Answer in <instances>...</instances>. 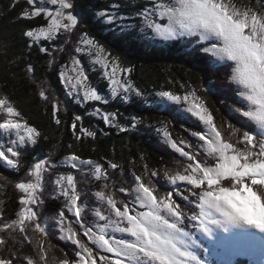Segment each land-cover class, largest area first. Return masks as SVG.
<instances>
[{"label": "snow or ice", "instance_id": "snow-or-ice-1", "mask_svg": "<svg viewBox=\"0 0 264 264\" xmlns=\"http://www.w3.org/2000/svg\"><path fill=\"white\" fill-rule=\"evenodd\" d=\"M47 3L56 6L55 10L46 7L45 0H28L32 8L22 10L17 17H47L46 27L29 28L23 33L32 41L29 47L38 44L41 39L49 42L56 40L59 38L58 34L63 32L66 34L65 44L75 41L76 54L94 58V62L104 69L103 76L108 80L113 97L120 96L126 102L133 93L137 97L143 96L144 93L136 87L130 76L127 79H117L119 65L113 63L107 49L87 33H80L77 28L78 19L81 17L77 11L80 5L75 3V0H47ZM260 6L264 7V0ZM99 15L107 17L106 22L120 30L127 29L135 38L131 25L117 24V21L124 20V16L118 12H102ZM134 16L142 20L151 33L163 41L198 37V41L194 43L206 45L202 47V51L211 54L210 57H202L205 63L198 66L205 72L210 64L230 69L228 79L235 86L234 90L238 92L240 101L239 106L230 108L229 111L246 119L241 127L230 125L231 134L224 136L195 89L183 97L172 91H156V97L181 106L188 105L186 112L170 107L175 118L192 120V117H196L203 123L201 131L191 133L192 137H198L203 144L199 141L189 144L183 139L176 141L170 137L167 130L163 131L164 143L169 144L189 161L183 173L172 174L165 170L164 175L171 185L178 189L182 187L178 181L192 186L183 187V200L195 202L199 209L198 214L188 215L183 212L181 205L171 201V192L161 195L151 179L145 180L144 176L135 173L132 174V186L118 190L124 194L123 199L117 201L115 193L106 191L105 183L101 190L94 193L97 206L89 209L85 199H82L86 193L78 192L74 175L60 174L54 181L56 188L53 191L63 195L66 200L54 227L58 228L61 234L67 227L68 235H61L60 238L70 240L77 246L71 259L65 258L62 264H204L195 250L198 247L195 240L180 226L185 219L192 222L193 228L207 235L213 234L214 229H220L225 233H232L235 237L253 239L251 233L241 231L245 227L264 233V13L258 14L247 6L233 3L232 0H153L150 7L142 9ZM0 44L7 48V42L0 41ZM39 51L52 56L49 61L51 66L56 60L54 52L64 51V48L54 47L49 50L41 46ZM110 63L113 66L109 71ZM71 64L74 75L65 77L67 65H62L59 72L67 87L66 97L74 93L75 97L79 98L82 92L83 101L107 103L105 97L92 86L81 60L72 56ZM29 70H32L31 65ZM119 70L127 73L132 71L130 68ZM205 87L213 95L219 94L220 90L214 84ZM40 95L48 99L44 92ZM59 103V100L53 103L54 117ZM0 113L4 114L0 130L9 137H14L9 140L11 146L0 144V158L7 165L15 167L18 161L10 159L8 154L13 158L18 157L20 149L29 144L35 145L41 133L36 127L23 121L22 114L6 96L0 97ZM187 113H191V116ZM94 114L100 116L103 123L110 128L122 132L128 130L126 125H122L117 112L104 111L101 114V110L96 108ZM126 119L130 121L132 128L142 123L136 116ZM78 121H81V116L74 115L71 123L74 133ZM55 123L59 125L61 120L56 117ZM192 123L200 127L197 121L193 120ZM80 131L84 133L85 129L81 127ZM240 132L242 137H237V142L233 143L231 137ZM96 134V131H87L90 137L95 138ZM185 147L203 149L215 163H191L196 159L195 151L190 153L185 151ZM62 163L76 170L87 165L90 174L97 180L109 179L107 169L91 159L84 160L78 155H71L65 156ZM55 167L50 160H40L34 163L28 172L32 179L16 184L19 191L25 194L21 200L22 210L18 213L19 219L4 224L5 229L14 230L19 226L20 232L25 234L29 228H34L46 236L55 235L53 230L46 226L47 220L41 221L42 213L35 210L43 203L42 194L38 189L45 187L44 173ZM109 167L116 169L117 164L109 162ZM145 172L153 178L158 175L155 171L147 172V166ZM163 187L167 188V185ZM190 197L194 199L190 201ZM137 206L147 210L137 211ZM65 210L74 217L72 224L77 226L76 229L64 224L67 219ZM89 210L94 213V220L89 218ZM168 217L172 218L171 221ZM109 229L112 233L128 234L133 239H116L109 233ZM80 233L88 237L92 247L77 238ZM7 245L8 241L0 239V246ZM40 260L47 264L43 254ZM0 264H24V261L0 258ZM28 264H32V261L29 260Z\"/></svg>", "mask_w": 264, "mask_h": 264}, {"label": "trees", "instance_id": "trees-1", "mask_svg": "<svg viewBox=\"0 0 264 264\" xmlns=\"http://www.w3.org/2000/svg\"><path fill=\"white\" fill-rule=\"evenodd\" d=\"M232 2L239 6H247L258 14L264 13V7L260 6L262 0H232ZM75 3L80 5L77 9L81 14L78 19L81 20L78 27L80 33H87L105 47L113 63L119 65L118 68H130L131 73H125L144 94L137 97L133 93L126 102L120 96L109 99V83L103 76V70L94 67L88 56L81 55L91 84L108 96L110 102L101 105L104 111L117 112L122 125H126L128 130L122 132L116 128H110L93 114L94 103L81 104L75 102L73 98L66 97L67 90L59 72L62 65L69 64L71 57L76 53L72 49L69 51L73 55L67 50L56 51L54 52L55 63L50 66L49 61L52 56L39 51L43 44L49 50L54 47L59 48L65 41L66 34L58 35L59 38L53 46H50L49 41H44L42 44L38 43L29 47L32 41L23 33L29 28L47 26V18L43 15L33 18H17L22 10L32 8L28 0H0V41L7 42V48L0 44V97H8L9 102L22 114L23 121L36 127L41 133L35 145L29 144L22 147L20 155L12 158L18 161L15 167L6 165L5 161L0 159V239L8 241L7 247L0 246V258L23 260L24 264H28L29 260L32 264H44V261L40 260L41 254L44 255L47 264H62L65 258L71 259L73 250L77 247L72 241L61 239V233L56 229H53L55 235L46 236L34 229H32L34 234L30 232V229L27 234L22 233L19 226L14 230L4 228L5 223L19 219L18 213L22 210L23 193L19 191L16 184L29 176L28 172L34 163L46 159H53L60 163L65 156L78 155L81 159H91L102 164L107 169L109 177L107 181L88 176L91 178L90 181L81 182V192L86 193L82 199L86 200L89 209L97 206L94 193L101 190L105 183L108 193H115L117 201L123 199L124 194L119 193L118 190L132 186V174L135 173L144 176L145 180L151 179L161 195L171 192V201L181 205L183 212L189 215L198 214L195 202L190 203L183 200V187L190 188L191 186L184 185L186 182L178 181V184L182 186L178 189L171 185L164 175L165 170L172 174L183 173L189 161L172 149L169 144L164 143L163 131L167 130L173 140L183 139L189 144H196L199 138L192 137L191 133L201 131L203 123L199 122L198 118H192V120L175 118L170 107L184 111L181 107L185 105L181 106L174 102L166 104V99L156 97L155 92L172 91L183 97L195 89L224 136L231 134L230 125L241 127L246 119L240 114H233L229 111L230 108L239 106L240 101L238 92L234 90L235 86L228 79L230 69L210 64L206 72L201 71L198 65L205 63L202 57L211 56L202 51L203 46L192 47L184 39L175 41L158 39L145 23L134 16L135 13L151 6V2L146 0H75ZM112 5H117V7L113 8ZM117 10L127 17V22L134 29L135 38L129 34L127 29L122 31L118 27L114 28V25L106 23L99 15L102 12ZM110 28L112 30H109ZM66 48L68 49L67 46ZM29 65L32 66V70H29ZM48 75L53 79L55 94L53 99L44 100L40 95L42 88L39 81L45 80ZM212 84L220 90L218 95L208 92L205 87V85L210 87ZM54 99L63 103L56 113V117L61 120L59 125L55 123L56 117L52 115ZM65 105H67L66 111ZM74 115L81 116L75 133L71 128ZM131 116H136L142 123L132 128L130 121L126 119ZM3 118L4 114L0 113V122H3ZM193 120L197 121L200 127H196L192 123ZM81 127L85 129L84 133H81ZM87 131H96L95 138L88 136ZM237 137H242V132L232 136L231 141L236 143ZM10 139L14 137H9L7 133L0 130V144L9 147L11 146ZM199 143L203 144V141ZM185 151H190V153L195 151L196 159L191 161L193 164L202 163L206 158H208L207 161L211 160L203 149L185 147ZM109 162L116 163L117 168L111 169ZM145 166H147V172L155 171L158 175L154 178L147 175ZM165 185L167 188L163 187ZM189 199L191 201L194 198ZM63 206V199L59 197L47 200L45 209L54 215V213L58 214ZM136 210L146 211L147 209L137 206ZM67 215L70 218L68 213ZM88 216L90 219H95L94 213L90 210ZM70 221V226L76 229L77 226L72 224L71 218ZM180 226L185 228L195 240L198 245L195 250L202 260L206 258L208 248L219 250L216 245L201 236V231L193 228L192 222L185 219ZM77 238L92 247L91 241L87 237L84 238L82 233ZM209 264H217V261L213 258ZM233 264L253 263L250 258L240 255L233 260Z\"/></svg>", "mask_w": 264, "mask_h": 264}, {"label": "rangeland", "instance_id": "rangeland-1", "mask_svg": "<svg viewBox=\"0 0 264 264\" xmlns=\"http://www.w3.org/2000/svg\"><path fill=\"white\" fill-rule=\"evenodd\" d=\"M146 1H149V2L153 3V0H146ZM161 2H163V0H161ZM45 6L48 7V8H50L53 11L55 10V7H56V6H52L49 3H47V0H45ZM116 12H118L120 15L124 16L118 10ZM126 18L127 17L124 16V20L123 21H117V24L129 25L130 23L127 22ZM103 19L106 22L107 17H103ZM80 22H81V20L80 21L78 20L77 28L80 26L79 25ZM141 22H142V20H141ZM113 27L114 28H117L116 26H113ZM62 33L63 32L59 33L58 35H60ZM78 38H79V34L77 35V39ZM157 38L160 39L159 37H157ZM177 39H184L188 44H191L192 47H195V46L200 45V44H195L194 43L195 41H198V37L177 38ZM44 41H46V40L41 39L39 41V43L42 44V42H44ZM55 41L56 40L51 41L50 42L51 43L50 46H53V44L55 43ZM63 45H65V47ZM42 46L45 47V48H48L45 44H43ZM66 46L68 47V49L66 48ZM74 46H75V41H71L68 44H65L63 42L59 47H63L64 50H67L69 53L72 54V52H70L69 50L72 49L74 51ZM201 46H206V45H201ZM59 52H63V51H59ZM81 55L82 54H76L74 56H76L78 59L81 60V65L83 66L84 71L86 73V70H85V67H84V62L82 61ZM86 57H87V55H86ZM89 58L91 59V63H92V65L94 67H96L98 69H102L103 72H104V69L99 64H96L94 62V58H92V57H89ZM65 65H67V68L65 69V77L74 75V72L72 71V64H71V62L69 64H65ZM112 66H113V64L110 63L109 64V71L111 70ZM120 78L127 79L128 78V75L125 72H121L119 70V68H118V70H117V79H120ZM105 79L107 80L106 77H105ZM52 82H53V79H51L50 75H48L47 78H45V80L39 81V83L41 85V88H42V92L45 93V96H47L48 99L49 98H52L53 99L54 98L53 95L55 94V91H54ZM65 88L67 90V87L66 86H65ZM97 91H98V93L102 94L105 97V100L107 101V103L110 102L109 99H115V98H117V97H113L112 96L110 85H109V92H110L109 99H108V96H106L105 94H103L99 89H97ZM67 96L69 98H71V99L73 98L75 100V102H78V103H81V104H87V103H90V102L94 103L95 105H94V108H93V114H94V109H96V108H99L101 110V114H102L104 112V108L101 105L102 104H107V103H102V102L83 101V93L82 92L80 93L79 98H76L74 93L72 95H67ZM42 98L44 100H47L44 97H42ZM55 101L56 100L54 99V102ZM59 102L60 103H59V108L58 109H60L61 105L63 104L61 101H59ZM168 103H172V102L166 100V104H168ZM183 105H185V106L181 107V109H183L186 112L188 105L187 104H183ZM189 115L191 116V113H188V116ZM95 116H97V117L100 118V116H98V115H95ZM192 118H196V117H192ZM8 156H9L10 159L13 158L11 156V154H8ZM210 158H211V160L207 161L208 158H206L205 160H203L202 163L214 164L215 163V160L212 157H210ZM0 159L3 160L2 158H0ZM46 160H50L52 164L56 165V167L55 168H52V169H49L48 171H46L44 173V184H45V187L43 189H38V191L41 192V194H42L43 203L39 206V208H36L35 210H38V211H40L42 213L41 214V217H40L42 222L44 220H47V225H46L47 227L51 228L52 230L53 229L59 230L58 228L54 227L55 225H57V222H58V214H55V213H54V215H53V213L50 214L47 211V209H45V204H46V201L47 200L58 199L59 197H62L63 203L65 204L66 198L63 195H60L57 191H53V189L56 188V185L54 183L56 177L58 175H60V174H65V175L66 174H73L74 177H75V180L77 182V190H78V192H81V182H83L84 180H87V182L90 181L91 178H89L88 176H91L92 178H95V177H93L90 174L87 165L83 166L80 170H76V169H71V168L63 165L62 161L60 163L59 162L57 163V162L53 161V159L52 160L51 159H46ZM107 175H108V173H107ZM79 176H80V178H78ZM31 179L32 178L30 176H28L22 182H26V181H29ZM184 185H186V183ZM24 196H25V194H23V198H24ZM78 203H79V201H78ZM195 205H196V203H195ZM26 207L27 206H25V208ZM196 211L199 212V209H198L197 206H196ZM67 213L68 212H66V210H65V216L67 217V219H65L64 224L70 226V223H71L70 218L71 219H74V217L72 216L71 213H68L70 215V218H69V216L67 215ZM187 214L189 215V213H187ZM168 218L169 219H172L171 217H168ZM29 229H30V232L32 234H34L32 232V229H34V228H29ZM108 231L116 239H130V240L133 239L128 234H124V233H112V230L111 229H109ZM234 231H238V230H234ZM241 231L251 233L252 236H253V239L235 237V236L232 235V233H225V232H223L220 229H214V232L211 235H207V234H204V233L201 232V236H203L206 240H209L211 244L216 245L217 248H219V250L213 249L211 247L208 248V250L206 251V258L203 260L204 261V264L211 263V261H212L213 258H214L215 261H217V264H233V259L235 257H237V256H240V255L250 258V261L253 264H264V233H260L258 230H255V229H248L246 227L243 228V229H241ZM61 235H64V236L68 235V228H65L64 232ZM230 235H232V237H229ZM85 237L86 236H84V238ZM87 239H88V237H87Z\"/></svg>", "mask_w": 264, "mask_h": 264}, {"label": "bare ground", "instance_id": "bare-ground-1", "mask_svg": "<svg viewBox=\"0 0 264 264\" xmlns=\"http://www.w3.org/2000/svg\"><path fill=\"white\" fill-rule=\"evenodd\" d=\"M187 224V223H186ZM229 237H232V235H230Z\"/></svg>", "mask_w": 264, "mask_h": 264}]
</instances>
